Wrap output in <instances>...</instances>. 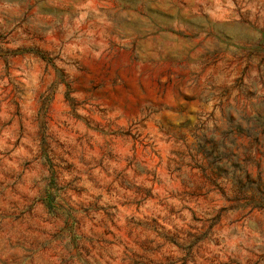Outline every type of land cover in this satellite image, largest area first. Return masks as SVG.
Listing matches in <instances>:
<instances>
[{"label":"rangeland","instance_id":"374dc122","mask_svg":"<svg viewBox=\"0 0 264 264\" xmlns=\"http://www.w3.org/2000/svg\"><path fill=\"white\" fill-rule=\"evenodd\" d=\"M0 264H264V0H0Z\"/></svg>","mask_w":264,"mask_h":264},{"label":"trees","instance_id":"16d2710c","mask_svg":"<svg viewBox=\"0 0 264 264\" xmlns=\"http://www.w3.org/2000/svg\"><path fill=\"white\" fill-rule=\"evenodd\" d=\"M216 148L227 149V146L225 144L220 145V143H217L216 144ZM238 171H239L240 174L234 180L236 185H241V186L244 187V183L242 182L243 177H245L247 179V182H249V183H254L255 182L246 173L244 166L240 165V167L238 168ZM258 207H261V206H258Z\"/></svg>","mask_w":264,"mask_h":264}]
</instances>
